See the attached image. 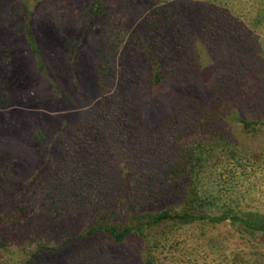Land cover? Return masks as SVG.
<instances>
[{"label": "trees", "instance_id": "1", "mask_svg": "<svg viewBox=\"0 0 264 264\" xmlns=\"http://www.w3.org/2000/svg\"><path fill=\"white\" fill-rule=\"evenodd\" d=\"M103 1L97 103L33 173L0 164V264H264V0H143L128 30Z\"/></svg>", "mask_w": 264, "mask_h": 264}, {"label": "rangeland", "instance_id": "2", "mask_svg": "<svg viewBox=\"0 0 264 264\" xmlns=\"http://www.w3.org/2000/svg\"><path fill=\"white\" fill-rule=\"evenodd\" d=\"M89 1L0 0L2 166L12 164V169L33 173L48 156L41 148L51 145L53 154L61 153L70 129L97 103L101 26L86 15ZM142 4L143 0H104L103 9L111 23L128 30L142 14ZM29 39L38 50L35 55ZM200 51L204 59L205 52ZM256 142L264 149V137ZM2 193L0 185V197ZM258 205L264 211V203ZM220 229L229 244H240L237 232L225 235L231 229ZM103 251L101 259L108 264H141L132 246Z\"/></svg>", "mask_w": 264, "mask_h": 264}]
</instances>
